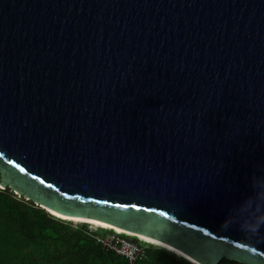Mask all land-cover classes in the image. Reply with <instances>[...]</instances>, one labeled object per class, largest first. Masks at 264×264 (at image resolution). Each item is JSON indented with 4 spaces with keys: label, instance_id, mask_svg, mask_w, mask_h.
I'll list each match as a JSON object with an SVG mask.
<instances>
[{
    "label": "water",
    "instance_id": "95a60500",
    "mask_svg": "<svg viewBox=\"0 0 264 264\" xmlns=\"http://www.w3.org/2000/svg\"><path fill=\"white\" fill-rule=\"evenodd\" d=\"M262 173L264 0H0V188L264 264L221 228Z\"/></svg>",
    "mask_w": 264,
    "mask_h": 264
},
{
    "label": "trees",
    "instance_id": "16d2710c",
    "mask_svg": "<svg viewBox=\"0 0 264 264\" xmlns=\"http://www.w3.org/2000/svg\"><path fill=\"white\" fill-rule=\"evenodd\" d=\"M57 217L31 200L0 188V264H129L128 259L103 246L98 238L116 232L108 227ZM143 254L131 264H197L166 247L139 243ZM217 264H244L222 258Z\"/></svg>",
    "mask_w": 264,
    "mask_h": 264
},
{
    "label": "clouds",
    "instance_id": "9594fccd",
    "mask_svg": "<svg viewBox=\"0 0 264 264\" xmlns=\"http://www.w3.org/2000/svg\"><path fill=\"white\" fill-rule=\"evenodd\" d=\"M234 224L239 226L247 240H264V173L251 177V194L231 210L221 228L228 230ZM248 251L254 253L255 246L250 245Z\"/></svg>",
    "mask_w": 264,
    "mask_h": 264
},
{
    "label": "built area",
    "instance_id": "2783aa9c",
    "mask_svg": "<svg viewBox=\"0 0 264 264\" xmlns=\"http://www.w3.org/2000/svg\"><path fill=\"white\" fill-rule=\"evenodd\" d=\"M119 233L121 232L116 231L115 234H108L105 237L98 238V241L108 249L126 257L129 264H131L138 256L143 254V249L140 245L120 237Z\"/></svg>",
    "mask_w": 264,
    "mask_h": 264
},
{
    "label": "bare ground",
    "instance_id": "6f19581e",
    "mask_svg": "<svg viewBox=\"0 0 264 264\" xmlns=\"http://www.w3.org/2000/svg\"><path fill=\"white\" fill-rule=\"evenodd\" d=\"M53 214H55V215H57V216H59V217H61V218H63V219H70V220H84V221H87V222H90V223H95V224H97V223H99V224H101L100 226H103V227H105V226H107V227H109V228H111V229H114L115 231H120V232H126V233H130L129 235H131V234H133V235H135V236H139L141 239H143V240H145L146 242L148 241V242H151V243H160V244H164V243H161V242H159V241H157V240H155V239H153V238H151V237H148V236H145V235H141V234H136V233H133V232H131V231H127V230H124V229H122V228H120V227H117V226H112V225H110V224H107V223H104V222H100V221H94V220H90V219H82V218H78V217H72V216H65V215H61V214H58V213H53ZM165 245V244H164ZM166 246H168V245H166ZM168 247H170V246H168ZM171 249H173V250H175V251H177V252H179L180 254H182V255H184L183 253H181L180 251H178V250H176V249H174V248H172V247H170Z\"/></svg>",
    "mask_w": 264,
    "mask_h": 264
},
{
    "label": "rangeland",
    "instance_id": "374dc122",
    "mask_svg": "<svg viewBox=\"0 0 264 264\" xmlns=\"http://www.w3.org/2000/svg\"><path fill=\"white\" fill-rule=\"evenodd\" d=\"M67 220H69V221H71V223L73 224V225H77L79 222H81V221H84V220H70V219H67ZM98 225H101V224H99V223H97ZM97 224H93V225H97ZM103 227V226H102ZM105 227H107V226H105ZM109 228V227H108ZM117 232H120V231H117ZM124 233V232H123ZM126 233V232H125ZM127 235H129L130 233H126ZM130 236H133V234H131ZM138 239H139V243L141 244V243H143V241L144 242H146L145 240H143V239H141L139 236L137 237ZM148 242V241H147ZM154 244H156V245H159V246H163V247H166L167 249H170V250H172V251H174L176 254H178V255H182V254H180L179 252H177V251H175V250H173V249H171L170 247H168V246H166V245H164V244H160V243H154ZM182 256H184V257H186V255H182ZM186 258H188V259H190L189 257H186ZM192 262H194V260H192V259H190ZM196 263V262H195Z\"/></svg>",
    "mask_w": 264,
    "mask_h": 264
}]
</instances>
